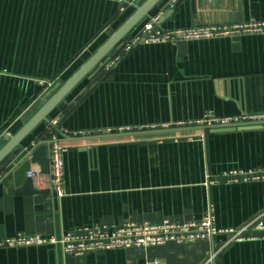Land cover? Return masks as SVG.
I'll use <instances>...</instances> for the list:
<instances>
[{
	"label": "crops",
	"instance_id": "obj_1",
	"mask_svg": "<svg viewBox=\"0 0 264 264\" xmlns=\"http://www.w3.org/2000/svg\"><path fill=\"white\" fill-rule=\"evenodd\" d=\"M137 1L0 0V149L51 89L96 53ZM155 15L165 30L264 21V0H162L134 31ZM209 112L264 114V34L143 42L110 70L91 72L0 171V240L95 224L198 220L211 209L221 231L264 224V215L258 217L264 213V178L243 181L233 174L264 171V124L141 133L195 127L190 122ZM52 120L68 146L62 197L26 177V168L49 170L50 148L10 172L38 141L50 140ZM61 128L85 134L63 137ZM227 236L81 256L63 255L53 244L5 246L0 264H206ZM209 264H264V228L252 227Z\"/></svg>",
	"mask_w": 264,
	"mask_h": 264
},
{
	"label": "built area",
	"instance_id": "obj_2",
	"mask_svg": "<svg viewBox=\"0 0 264 264\" xmlns=\"http://www.w3.org/2000/svg\"><path fill=\"white\" fill-rule=\"evenodd\" d=\"M179 0H169L170 4H174ZM158 15L152 16L151 20L146 22L142 27L131 33L130 38L118 44L113 53L109 56V60L102 64L101 68L110 70L122 57L133 50L135 46L145 43H177L185 40L211 38L219 36H235L236 34H264V21L252 20L251 22H243L225 25H202L191 26L185 28L162 29L157 27ZM255 121H264V114L255 115H238V116H217L212 112L204 115L203 118L190 122V125L196 126H214V125H230L241 124ZM57 120L47 126L50 140H53L49 152L50 168L43 171L41 169H30L26 172V177L33 181L36 188L41 190H49L53 194L62 197L65 194V178L64 154L68 150V146L61 142L60 136L55 133L58 127ZM146 130L144 126L138 128ZM127 130H132L127 128ZM63 137L84 135L85 132L80 130L61 128ZM35 146V145H34ZM236 176H241L243 181L257 180L264 178V171H244L233 172ZM234 178L233 181H238ZM263 214H260V217ZM258 219V218H257ZM253 223V222H251ZM248 223L240 229L218 230L214 225L213 210L211 209L204 217L191 221H176L165 219L161 222H142L137 224L132 221H126L121 225H89V227L75 228L69 232H62L61 235L42 236L19 234L15 237L0 240V247H19L22 245H38L53 244L60 247L63 255H85L90 252L107 250V249H124V248H140L151 247L157 245H166L168 243L187 244L196 241H214L215 236L227 234V239L221 242L219 246H214L206 264H209L214 258L220 254L232 242L242 241L247 238V233L252 227L264 228V224L258 222L254 225Z\"/></svg>",
	"mask_w": 264,
	"mask_h": 264
},
{
	"label": "water",
	"instance_id": "obj_3",
	"mask_svg": "<svg viewBox=\"0 0 264 264\" xmlns=\"http://www.w3.org/2000/svg\"><path fill=\"white\" fill-rule=\"evenodd\" d=\"M162 0H138L133 5V8L128 11V15L120 23L117 29L109 36L104 44L94 53L77 71H75L68 80L62 85L58 84L51 89L49 98L45 103L37 110L35 115L31 117L16 134L6 135L5 143L0 149V171L6 168L15 156H17L21 149L22 141L31 134L35 127L41 122L48 121L49 116L53 110L68 96L69 92L76 87L85 77L91 72L100 69L102 64L109 60V56L113 53L114 49L121 42L128 40L131 33L134 31L136 26L150 16L151 11L159 4ZM264 121H255L248 123L230 124V125H214V126H188L171 129H155L154 131H146L141 133H154V132H171V131H188L190 129H211L216 132H222L224 130H235L239 128H249L256 125H263ZM61 133V130L58 129ZM62 134V133H61ZM53 140H40L33 146L30 151L25 154L19 163L11 169L10 172L14 171L19 165L25 161L30 155L33 160L40 159L46 155V148H50ZM29 169L26 168L25 172ZM30 180V179H29Z\"/></svg>",
	"mask_w": 264,
	"mask_h": 264
}]
</instances>
